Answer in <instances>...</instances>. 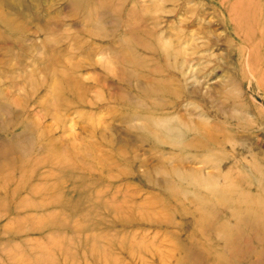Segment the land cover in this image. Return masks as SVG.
I'll return each mask as SVG.
<instances>
[{
    "label": "rangeland",
    "instance_id": "374dc122",
    "mask_svg": "<svg viewBox=\"0 0 264 264\" xmlns=\"http://www.w3.org/2000/svg\"><path fill=\"white\" fill-rule=\"evenodd\" d=\"M2 3L0 264H264V0Z\"/></svg>",
    "mask_w": 264,
    "mask_h": 264
},
{
    "label": "bare ground",
    "instance_id": "6f19581e",
    "mask_svg": "<svg viewBox=\"0 0 264 264\" xmlns=\"http://www.w3.org/2000/svg\"><path fill=\"white\" fill-rule=\"evenodd\" d=\"M0 8H3V10H4L2 0H0ZM1 14L2 13H0V27H3L4 26V18H3L4 16L1 15ZM15 166H17L18 169L16 167L15 168L17 169V171L20 172V174L22 175V177H20L18 179V183H16L14 185V188H13L14 192L17 191V189H18V191L21 190V189H23V183H24V178H25V173L23 172V170H25V169L22 166H19L18 163H15ZM0 172H1V170H0ZM1 184H2V182H0V188L2 186ZM11 193H12V190H11ZM12 197L14 198V195H12L10 198H12ZM206 205H208V204H206ZM206 209H208V208L206 207ZM205 212H207V210ZM214 218L215 219H212V217H207L206 215H204L203 221H202L203 222V225H201L202 227H200V226L198 227V224H195L196 225L195 226V228H196L195 231L199 234L200 237L207 238V237L213 235L214 232H217L218 230H221V225L222 224L219 223V220H220L219 219L220 218L219 213H218V215L215 214V217ZM198 222H200V220ZM244 223H245V226H247V229L248 230H250L249 229L250 227H253V229H255V232L258 229H260V221H258V222H255V221L254 222H252V221L251 222L246 221L245 222V220H244ZM224 238L226 239L227 246H228V244L230 243V239H228L227 236H225ZM233 250L234 249H230V250L226 249L227 255H228L229 259H231V260H234L235 259V253H234ZM213 258L215 260L214 261L215 263H220V259H218V257H213Z\"/></svg>",
    "mask_w": 264,
    "mask_h": 264
}]
</instances>
